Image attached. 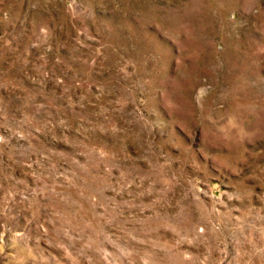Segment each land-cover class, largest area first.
Returning <instances> with one entry per match:
<instances>
[{"label":"rangeland","instance_id":"rangeland-1","mask_svg":"<svg viewBox=\"0 0 264 264\" xmlns=\"http://www.w3.org/2000/svg\"><path fill=\"white\" fill-rule=\"evenodd\" d=\"M0 264H264V0H0Z\"/></svg>","mask_w":264,"mask_h":264}]
</instances>
